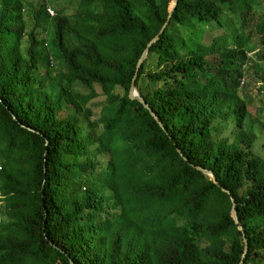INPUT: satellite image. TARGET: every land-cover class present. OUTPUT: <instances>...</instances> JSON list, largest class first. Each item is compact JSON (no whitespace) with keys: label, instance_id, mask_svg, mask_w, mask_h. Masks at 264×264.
<instances>
[{"label":"trees","instance_id":"16d2710c","mask_svg":"<svg viewBox=\"0 0 264 264\" xmlns=\"http://www.w3.org/2000/svg\"><path fill=\"white\" fill-rule=\"evenodd\" d=\"M172 4L0 0V264H240L231 199L243 264H264V144L239 86L247 54L264 61V0H178L136 80L160 128L129 91ZM226 24L186 46L183 28Z\"/></svg>","mask_w":264,"mask_h":264},{"label":"rangeland","instance_id":"374dc122","mask_svg":"<svg viewBox=\"0 0 264 264\" xmlns=\"http://www.w3.org/2000/svg\"><path fill=\"white\" fill-rule=\"evenodd\" d=\"M226 19V18H225ZM253 20H258V18H254ZM253 20L248 23L251 25ZM234 26L238 27V24ZM231 26L232 28L234 27ZM225 28L222 29H209V26H196L194 30L188 31L183 28V37L186 41L187 47H193L197 42H199L202 30H206L205 42L207 39V35L210 37L219 38L218 43L223 42V36L227 35L229 32L227 28H230L229 25H225ZM234 29V28H233ZM253 45L255 46L256 51H259L260 48L257 44L259 43V36L254 33L253 37ZM183 53L186 52L184 49ZM247 57L250 59L244 65V74L240 80V93L243 97L251 99L252 103L249 105V112L251 115L250 124L253 126V131L257 134V143L259 146L264 144V61H258V57L253 53L249 52ZM154 68L151 67L147 68ZM99 92H101L100 88H97ZM87 94V93H84ZM104 101V97L100 96L94 99L90 104V106L94 109L95 115L98 114L101 110V103ZM97 115L95 116V118Z\"/></svg>","mask_w":264,"mask_h":264},{"label":"water","instance_id":"95a60500","mask_svg":"<svg viewBox=\"0 0 264 264\" xmlns=\"http://www.w3.org/2000/svg\"><path fill=\"white\" fill-rule=\"evenodd\" d=\"M177 4H178V0H173V4H172V7L169 11V15H168V18L165 22V24L163 25V27L161 28V30L159 31V33L148 43L146 49L144 50L141 58L139 59V62H138V65H137V69H136V72H135V75L132 79V83H131V87H130V91H129V97L131 100H135L137 102H139L146 110H148L149 114L151 115V117L157 122V124L159 125L160 128H163L162 124L158 121V118L157 116L153 113V111L149 108V106L146 104V102L144 101V99L141 97L140 95V92L136 86V80L138 78V75H139V71L143 65V63L145 62V60L147 59V56L149 54V51H150V48L156 44L160 39H161V36L165 33V30L173 16V13L175 12L176 8H177ZM179 152V150H178ZM181 155V154H180ZM181 157L183 158V156L181 155ZM185 160V158H183ZM198 170H200L202 173H204L206 176H208L214 183L217 184L216 182V178L215 176L209 172L208 170L204 169V168H200L198 167L197 168ZM224 193L228 194V195H231L230 192L226 191V190H222ZM232 201V205H233V209H232V216H233V219L235 221V223L237 224L238 226V230L240 232H242L243 234V241H244V255H243V259L246 257V254L248 252V241L245 237V232L243 231V227L240 225V222L238 220V215H237V211H236V203H235V200L234 199H231ZM243 259L241 261L240 264H243Z\"/></svg>","mask_w":264,"mask_h":264},{"label":"built area","instance_id":"2783aa9c","mask_svg":"<svg viewBox=\"0 0 264 264\" xmlns=\"http://www.w3.org/2000/svg\"><path fill=\"white\" fill-rule=\"evenodd\" d=\"M48 14L50 17H54L56 15V13H54V11L51 8H48ZM2 170V168L0 167V171Z\"/></svg>","mask_w":264,"mask_h":264}]
</instances>
